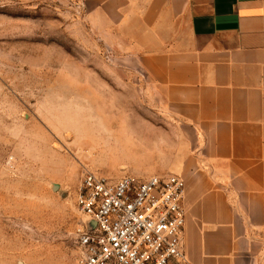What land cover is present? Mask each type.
<instances>
[{"label":"crops","instance_id":"crops-1","mask_svg":"<svg viewBox=\"0 0 264 264\" xmlns=\"http://www.w3.org/2000/svg\"><path fill=\"white\" fill-rule=\"evenodd\" d=\"M81 3L151 102L120 164L186 182L179 264H264V0Z\"/></svg>","mask_w":264,"mask_h":264},{"label":"rangeland","instance_id":"rangeland-1","mask_svg":"<svg viewBox=\"0 0 264 264\" xmlns=\"http://www.w3.org/2000/svg\"><path fill=\"white\" fill-rule=\"evenodd\" d=\"M84 9L0 0V264H75L83 173L137 175L118 145L150 117L147 86Z\"/></svg>","mask_w":264,"mask_h":264},{"label":"built area","instance_id":"built-area-1","mask_svg":"<svg viewBox=\"0 0 264 264\" xmlns=\"http://www.w3.org/2000/svg\"><path fill=\"white\" fill-rule=\"evenodd\" d=\"M185 195L186 182L176 174L113 180L86 170L76 195L82 222L75 264L186 262Z\"/></svg>","mask_w":264,"mask_h":264},{"label":"water","instance_id":"water-1","mask_svg":"<svg viewBox=\"0 0 264 264\" xmlns=\"http://www.w3.org/2000/svg\"><path fill=\"white\" fill-rule=\"evenodd\" d=\"M57 185H55V187H56ZM86 224H87V226H93L94 225V223H90V220H86ZM20 264H22V262H20Z\"/></svg>","mask_w":264,"mask_h":264}]
</instances>
